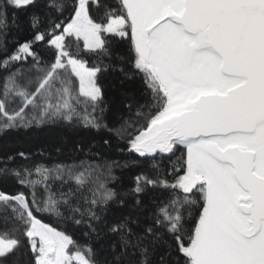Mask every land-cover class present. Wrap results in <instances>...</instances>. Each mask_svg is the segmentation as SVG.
I'll list each match as a JSON object with an SVG mask.
<instances>
[{
  "label": "snow or ice",
  "instance_id": "1",
  "mask_svg": "<svg viewBox=\"0 0 264 264\" xmlns=\"http://www.w3.org/2000/svg\"><path fill=\"white\" fill-rule=\"evenodd\" d=\"M35 4L0 0V34L7 28L8 7ZM91 5L103 11L106 23L93 18ZM47 6L61 15L68 7L67 0H48ZM117 8L100 0H72L67 20L50 21L42 31L41 17L31 16L32 40L0 59V67L7 70L31 58L27 72L36 75L17 68L3 78L0 132L57 122L104 128L145 158L146 171L134 177V188L117 193L107 186L115 179L113 167L141 166V161L0 168V175L10 173L31 189L29 195L0 192V208L22 226L34 264H97L90 246L78 245L34 212L63 217V207L73 218L87 215L96 233L92 222L102 220L110 202L123 204L122 197L162 186L172 195L156 205L150 223L141 225L130 214L108 226L119 235L112 264H153L161 247L166 251L157 264H264V0H118ZM109 34L128 39L129 62L150 92V103L141 106L147 111L111 129L102 122L103 93L97 83L102 67H88L77 58L82 50L98 59L110 57ZM37 42L55 50L54 62L41 66L33 51ZM17 101L18 108L10 111L8 105ZM177 151L180 156L171 162L175 179L169 181L156 155ZM50 179L61 181V187L74 181L75 190L55 192ZM85 188L88 195H78ZM81 200L88 205L84 211ZM140 205L137 198L135 206ZM20 243L8 231L0 232V264Z\"/></svg>",
  "mask_w": 264,
  "mask_h": 264
},
{
  "label": "trees",
  "instance_id": "2",
  "mask_svg": "<svg viewBox=\"0 0 264 264\" xmlns=\"http://www.w3.org/2000/svg\"><path fill=\"white\" fill-rule=\"evenodd\" d=\"M57 2L59 3L60 0H57ZM100 2L103 6L119 10L117 8L118 0H100ZM47 4L48 0H36L34 6L21 9L8 7L7 28L0 34V43L5 46L0 47V59L12 54L20 43L32 40L36 32V29L31 26V16L34 13L41 17L42 24L39 28L41 31L48 26L50 21H66L71 14L72 0H67L68 7L62 15L55 9L48 7ZM90 13L97 22L106 23V19L103 18V11L96 9L95 5L90 6ZM106 41L111 53L110 57L101 56L98 59L95 54L82 50L77 58L86 60L88 67H93L98 63L102 67V71L97 75V83L103 93V103L100 105L104 109L102 122L111 129L119 127L124 121L136 120L138 111H147L146 108L141 109V106L150 103V92L143 83L142 75L129 62L128 39L109 34L106 36ZM66 43L69 44V50L75 54V44L72 38H67ZM80 44L82 49V41ZM33 51L41 58V66L54 62L55 50L45 42L35 43ZM121 57L124 59L121 60ZM32 63V59L29 58L27 61L15 62L7 70L0 67V85L3 84V78L10 71H15L17 68L24 69L26 76H35V72H27ZM75 83L78 85V81H75ZM18 106L19 102L17 101L15 104L8 105V108L11 111L18 108ZM98 115L100 114L98 113ZM140 123H143V121L141 120ZM137 127H139V124H137ZM20 152L25 153V157L19 156ZM179 156L180 151H177L174 156H156L157 162L163 161L161 165L163 175L169 181L175 179L171 162L176 161ZM7 157H13V159L8 160ZM132 160L141 161V166L113 167L112 169V175L115 179L109 180L107 186L117 193H125L135 187L134 177L142 171H146V163L145 158L129 151L126 139H117L107 129L96 130L82 126L72 127L63 122H57L40 127L16 128L0 132V168L33 169L39 165L52 168L57 164L71 165L73 163L79 164L81 161L94 164L116 161L118 164L123 165L125 162ZM152 174L149 173V175ZM177 174H183L182 170ZM31 178L36 179L35 174ZM49 183L55 192H67L69 188L75 190L74 181H69L63 187H61V181L59 180L53 181L50 179ZM42 191V188H38V194ZM0 192L9 195L18 193L29 195L31 189L26 185L19 184L17 178L9 173L0 175ZM78 195H88L87 188ZM171 195V190L162 186L155 188L149 186L145 192L138 194V196L122 197L123 204L117 201L110 202L103 211L102 220L92 222L97 229L96 233L91 232L87 215L82 218L79 214H76L73 218L63 207L61 208L64 213L63 217L37 212H34V215L43 223L70 235L78 245L90 246L95 253L97 264H112L114 255L112 245L118 242L119 235L109 232L108 226L119 222L130 214L133 216V220L138 216L141 225L148 224L151 222L150 218L156 205L166 202ZM137 198L141 201L139 207L135 206ZM119 199L121 197L118 196L117 200ZM73 203H76V200ZM78 206L81 207V211L88 207L82 200ZM5 218H7V222H5ZM75 220H82V222L77 224ZM131 226L136 231L141 230L135 223ZM13 229L17 230L13 231ZM3 231H8L21 242L16 252L3 260V264H34V254L30 250L27 238L23 235L22 226L11 218L10 212L0 208V232ZM165 251L164 247L158 249V252L152 258L153 264H157L159 256Z\"/></svg>",
  "mask_w": 264,
  "mask_h": 264
},
{
  "label": "water",
  "instance_id": "3",
  "mask_svg": "<svg viewBox=\"0 0 264 264\" xmlns=\"http://www.w3.org/2000/svg\"><path fill=\"white\" fill-rule=\"evenodd\" d=\"M138 155V154H137ZM171 154H163V155H160V154H157L156 156H164V157H167V156H170ZM139 156V155H138ZM143 158V157H141Z\"/></svg>",
  "mask_w": 264,
  "mask_h": 264
}]
</instances>
